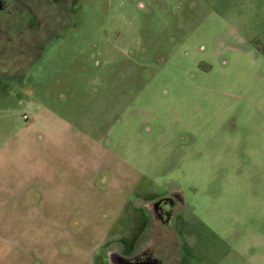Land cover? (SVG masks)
Masks as SVG:
<instances>
[{
	"label": "rangeland",
	"instance_id": "374dc122",
	"mask_svg": "<svg viewBox=\"0 0 264 264\" xmlns=\"http://www.w3.org/2000/svg\"><path fill=\"white\" fill-rule=\"evenodd\" d=\"M0 1V264H264V0Z\"/></svg>",
	"mask_w": 264,
	"mask_h": 264
},
{
	"label": "flooded vegetation",
	"instance_id": "af4514ba",
	"mask_svg": "<svg viewBox=\"0 0 264 264\" xmlns=\"http://www.w3.org/2000/svg\"><path fill=\"white\" fill-rule=\"evenodd\" d=\"M27 12V11H26ZM0 13H7L0 1ZM33 16L28 15V21ZM143 215L139 233L128 247H114L106 254L104 264H174L177 250L171 253L175 228L183 217L184 200L178 193L154 196L141 203ZM149 232H148V231ZM169 250V251H168Z\"/></svg>",
	"mask_w": 264,
	"mask_h": 264
}]
</instances>
